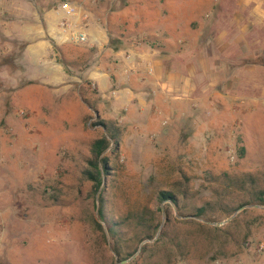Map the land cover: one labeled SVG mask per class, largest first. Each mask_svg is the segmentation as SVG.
Returning a JSON list of instances; mask_svg holds the SVG:
<instances>
[{"label":"rangeland","instance_id":"obj_1","mask_svg":"<svg viewBox=\"0 0 264 264\" xmlns=\"http://www.w3.org/2000/svg\"><path fill=\"white\" fill-rule=\"evenodd\" d=\"M45 1L50 9L62 0ZM105 1L112 10L127 3ZM257 32L264 41V27ZM6 45L0 33V264H115L140 246L120 264H264V52L226 59L220 85L200 88L199 104L169 120L118 105L123 85L111 70L107 88L84 64L67 66L64 84L34 87L32 66ZM178 90L175 98L187 96ZM107 126L119 144L110 138L97 187L86 171ZM102 196L119 230L108 241L95 224Z\"/></svg>","mask_w":264,"mask_h":264},{"label":"crops","instance_id":"obj_2","mask_svg":"<svg viewBox=\"0 0 264 264\" xmlns=\"http://www.w3.org/2000/svg\"><path fill=\"white\" fill-rule=\"evenodd\" d=\"M71 2L81 12L93 10L85 43L67 40L58 4L47 9L45 0H0L6 53L32 66L27 77L37 81L34 87L64 84L72 80L67 66L84 64L87 77L107 88L111 70L123 85L118 105L140 117L156 109L157 118H180L182 109L199 104L200 88L220 85L226 59L264 52L257 32L264 27V0H127L114 10L105 0ZM252 47L256 52H247ZM178 89L187 96L175 98Z\"/></svg>","mask_w":264,"mask_h":264},{"label":"trees","instance_id":"obj_3","mask_svg":"<svg viewBox=\"0 0 264 264\" xmlns=\"http://www.w3.org/2000/svg\"><path fill=\"white\" fill-rule=\"evenodd\" d=\"M107 127L109 130V134H105L104 136L96 139L93 142V145L91 148L93 159L90 160V164L93 166V168L86 171V174H88V177L96 181L97 187H99L103 182V179H102L103 172L107 173L109 171L108 158L106 156L102 157V154L109 148L110 138L114 139L117 145L119 144V135H118L117 129L113 127L110 129L109 126ZM161 198L170 199L176 203L178 201L175 194L170 191H162ZM259 200L264 201V192L262 195H260ZM100 202L101 204L99 206V216L103 222L102 221L100 222L96 219L95 224L102 231L105 241H108L109 236L115 239L116 237L119 236V230L116 228V222L112 221L107 216V213L105 211V197L104 196L100 197ZM197 211L199 215H204L206 211V206L199 207ZM146 236L149 238H153V239L156 237L155 234H148V233L146 234ZM161 238H162V235H159L154 240L158 242L159 240H161ZM112 248L113 250L119 252L116 245H112ZM143 251H145V248L143 249Z\"/></svg>","mask_w":264,"mask_h":264},{"label":"built area","instance_id":"obj_4","mask_svg":"<svg viewBox=\"0 0 264 264\" xmlns=\"http://www.w3.org/2000/svg\"><path fill=\"white\" fill-rule=\"evenodd\" d=\"M58 5V8L62 11L60 26L67 33V40L74 43L87 42L88 34L84 30V19H87L88 15L80 12L78 6L69 0L61 1ZM78 16L82 19L81 25L75 23Z\"/></svg>","mask_w":264,"mask_h":264},{"label":"water","instance_id":"obj_5","mask_svg":"<svg viewBox=\"0 0 264 264\" xmlns=\"http://www.w3.org/2000/svg\"><path fill=\"white\" fill-rule=\"evenodd\" d=\"M242 208H244V207H241V209ZM186 218H188V217H194L193 215H188V216H185ZM203 221H207V220H205V219H203ZM227 220H224V221H221V222H217V221H208L210 224H214V225H221V224H223V223H225ZM157 237V236H156ZM156 237L154 238V239H156ZM148 240V239H147ZM144 243V242H143ZM141 246L139 247V249H138V251H137V253L141 250ZM137 253L136 254H134L132 257H130V258H127V259H124V260H122L121 262H119L118 260L116 261V263L115 264H120V263H128L132 258H134L136 255H137Z\"/></svg>","mask_w":264,"mask_h":264}]
</instances>
